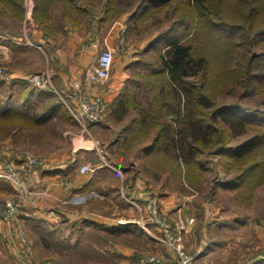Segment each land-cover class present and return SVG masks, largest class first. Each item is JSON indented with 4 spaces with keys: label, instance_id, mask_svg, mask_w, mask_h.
Returning a JSON list of instances; mask_svg holds the SVG:
<instances>
[{
    "label": "rangeland",
    "instance_id": "1",
    "mask_svg": "<svg viewBox=\"0 0 264 264\" xmlns=\"http://www.w3.org/2000/svg\"><path fill=\"white\" fill-rule=\"evenodd\" d=\"M142 1L143 0H121L113 11L120 9L123 12L119 15L114 13L115 15H113L115 17L111 16V27L120 22L118 24L121 26L123 25V29L128 28L126 34H124V36L121 34L118 39L125 50L129 47L133 59H137L135 55L140 54L138 56L139 60L135 61L132 59L133 63H150L152 64L151 66H153L152 69L158 70L156 67L160 64V55L158 51L161 49L165 50L164 45L153 48L151 53H149L146 48H148L151 41L155 40L159 34L168 29L174 21L182 17L184 12L181 11L184 9L187 10L188 8L185 7V3L189 4L195 1L167 0L163 2L161 6L154 5L155 8L144 10L142 12V16H144H141L140 19L137 18L135 22H131L129 26L128 17L133 14V9L130 5H138ZM107 2L111 5L110 0L93 1L92 4H96L95 12L98 17L101 15V9ZM34 7V0H25L24 20L19 21L17 18H13L7 12L3 3L0 2V36L8 39L3 40L4 47L7 50L3 53L12 56L10 53V43L18 44L19 47L28 48L29 52L35 55V58L31 59L29 56V60L20 61L18 64L29 62V65H32L34 62L36 64L34 66L35 69L38 68L37 70H42L43 68L42 72H49L50 70L49 74L52 75L53 81L54 73L51 64L53 65L54 59L50 58L52 60H50V66L49 63L44 65L43 59L45 56L44 54L49 55V57L54 55L56 61L55 54L58 49V35L55 32L58 28L61 29L64 23L61 7L55 4L49 12L46 10L47 13H49L51 21L44 20V25L49 27V25L52 24L51 29L53 31L51 32L54 33L52 36L46 38V41L34 39L36 36L34 35L32 24L37 25L33 18ZM249 8L250 6L248 4L245 9L249 10ZM50 13H55V16L50 17ZM87 25L85 21H82V24L80 23L76 29L80 37L85 40V37H87L89 33L91 37L96 35L94 26L91 25V27L88 28ZM106 29L107 24L104 23L102 36H106ZM204 36L203 33L197 35V33L192 30L185 38L196 46L197 54L198 50L202 53H207L208 51L211 63L213 62V66H215L213 71L211 70L214 81H212L211 85H205V92H209V96L215 100L213 103L216 106L223 104H239L242 107L264 111V85L262 87H257L255 84H250L247 80V74L251 70L248 58L254 50L258 52L260 48L251 46V48L248 49L247 44L244 43V41L248 40L244 39L243 41V39H240V44L235 49L237 53L233 56L232 63L227 66L221 64V61L216 63L214 60L215 58H212L213 56L215 57L213 51L210 49L211 52L209 53V49L206 48L210 45L218 44V40L212 39L211 41H205ZM48 39H50V41ZM208 41L210 45L206 46L205 44L208 43ZM223 43L222 41L221 45ZM114 55V62L117 64V62L120 61L118 59H120L121 54L117 55L114 52ZM7 63L8 67L17 64H13L11 61H7ZM96 63L97 60L93 65ZM5 65L6 64H0V69L4 74V69L6 71L8 70ZM223 66L228 67V70L234 71L231 77L224 79L222 74L225 73ZM42 72H40V74ZM131 73L134 74L135 71ZM150 73V71L146 72V77L144 76L141 78L140 92L137 94V97H140V101L142 102L137 103L139 100L133 98L135 102L131 99L130 103L125 105L124 108L127 107L126 111L130 112L125 120L117 121L114 119L110 115L112 111L110 107L105 113L102 121L111 122L114 130L119 131V129L122 128L121 122H128L134 115H138L148 109H151V111L155 109L154 115H157V110L158 108L159 110L161 109L160 103L162 102L159 100V93L157 92L155 94L152 92L151 94H145V92L150 82L157 79H159L158 82H160L163 80V76H150ZM189 80L200 84L205 81V78L202 72H200L198 75L196 74V76L189 77ZM52 83L56 89L61 92L57 84L54 83V81ZM160 85L161 84H159V86ZM28 88L33 89L32 86ZM8 93L7 87H0V98H6ZM54 96L57 101L59 99L57 94L52 93L50 98L52 99ZM64 98L66 99L65 96ZM153 99L156 102L154 104L155 106L152 108L150 103ZM169 101H171L169 104L171 113H169L168 119L175 125L178 114L175 111V113H172L171 108L175 106L178 107L179 104H177L176 99ZM68 104L71 106L70 103ZM214 108L215 107L212 105L209 111L212 112ZM39 109L40 106H37L34 111L36 112ZM65 109L66 116L71 117L69 109L67 107ZM161 111H163V109L159 112ZM162 116L163 115H161V117L159 116L157 120L159 124H156L157 121L154 124L153 115L148 117V119L142 123L141 129L143 133H140L138 139L142 141V138L145 137V139H147V144H151L160 129V123L165 122ZM13 123L16 122L9 120L3 125L0 123V147L10 148L19 159H22V154L26 152L43 157L42 152L34 149V147L39 148L42 146V140L38 139V136L35 135L22 134L19 136L15 134L13 131L16 130L18 124L14 125ZM180 125L181 124L176 126L178 131L184 127ZM185 129V135L186 132H188L189 137L187 138L194 144L196 155L193 154L194 152L190 148H184L180 142L177 145V151L169 150L166 152L162 149L157 151L156 154L159 156L154 155L155 163H149V159H142L139 163L135 160L128 159V161L126 160V163H124L130 170L135 171L139 168L150 181H153L155 176L158 181L157 176H160L161 179L158 184L162 186V192L168 191L174 195V202L170 206L172 208L170 212L167 210L169 208L161 204L158 192L155 193L149 189L145 190L142 202L136 203L135 206L133 205L135 201L127 199L131 205L136 207V211L138 212L137 216L131 218L137 220L135 222L143 229L152 230V227H157L155 225L146 224L150 216L147 210V204L150 199H154L157 201L158 208L162 214L170 218L173 224L174 235L177 230V223L175 220L178 221L180 219L179 221L185 223L187 226L193 225V231L196 229V232H193L192 238H187L185 242L190 244V248H188V246L186 247L182 240V244L188 252L198 256L202 253L204 247H214L211 256L202 264L264 263V177L250 179L245 185L237 189L225 187L227 181L234 178L235 175L240 174L254 161L261 159L262 155L254 153L239 160L218 155L216 151L218 145L214 143L215 141L210 142V138L208 137L201 138L199 131L194 133L191 131L194 135L193 137L190 130L187 128ZM247 133L248 134L245 135H240L238 133L233 138L230 145H240L247 137L255 134L254 130H249ZM174 134H176L178 138H182L181 133L178 132ZM185 135L183 136L185 137ZM199 139H204V141H197ZM23 166H25V164ZM19 167L23 180L25 168L22 167V165ZM23 183L25 186L24 181ZM3 192L4 193H0V204L20 196V193L15 191L8 182L5 183ZM30 192L31 191L28 193ZM23 202L21 198L20 200L18 199L17 214L12 221V226L18 230L19 236L20 233L23 232L28 242L29 249L28 251H26V249L25 252L18 249L15 250L16 247L14 248L13 243L9 239L11 236L6 235L7 225L4 224L0 216V264H27L28 261L32 264H175V261L169 255L172 251L170 243L163 237L162 231V235L154 234L153 238L149 237L148 239H143L141 237L142 232H140V234H137L138 236L128 240L129 252L127 253V250L122 251L121 249L115 248V242L117 243L118 239L114 237L112 232L106 229V227L91 226L87 225V223L84 225H74L63 219H58L57 222L54 223L44 219L36 220L35 222L30 220L26 221V218L19 214L22 206L25 205Z\"/></svg>",
    "mask_w": 264,
    "mask_h": 264
},
{
    "label": "crops",
    "instance_id": "2",
    "mask_svg": "<svg viewBox=\"0 0 264 264\" xmlns=\"http://www.w3.org/2000/svg\"><path fill=\"white\" fill-rule=\"evenodd\" d=\"M50 16H55V13H50ZM105 23L107 24L106 36H102L103 24L100 34L91 37L89 33L85 40L76 31L80 24L64 20L61 29L58 28L59 30L55 32L58 35L56 61L54 55L49 57L44 54L43 62L44 65L49 63L50 66V60L54 59L53 65L51 64L54 73L53 81L70 103L73 102V86L80 82L82 88L91 95L106 98L109 109L111 107L112 110L110 115L117 121H123L130 113L126 111L127 107L124 108L125 105L133 98L139 100L137 103L142 102L141 98L137 97L140 92L141 78L146 75V72H152L155 69H150L145 63H133V60H139L140 54L135 55L137 59H133L129 47L125 50L121 46L118 38L126 28L123 29V25L118 24L120 22L111 27V18H108ZM32 26L36 36L34 39L46 41L41 28L34 24ZM0 39V64H6L8 69L7 71L4 69L5 74L0 77V87H10L18 81L26 82L31 86L29 80L40 75L43 68L35 69L36 64L33 60L32 65H29V62L18 63L29 60V56L31 59L35 58V55L30 53L28 48L10 43L12 56H9L3 53L7 51L3 44V40L7 38L0 36ZM106 49L117 55L121 54L118 59L120 61L117 64L114 62L111 77L107 81L90 85L85 78L86 70ZM7 61L18 65L8 67ZM134 71L135 75L131 73ZM13 87L17 88V86ZM49 92L52 95L53 92ZM51 95L17 99L19 104L28 101L30 104L37 103L40 106L36 112L29 111V115L35 114L40 122L31 121L30 126H17L13 132L19 136L22 134L38 136V139L42 140V146L34 147V149L42 152L45 159V164L38 167H25L23 159H15L18 166L22 165L25 168L23 172L25 188L20 193L21 201H24L25 205L22 206L21 213L19 212L20 216L32 222L44 219L54 223L58 219H63L74 225L87 223L91 226L106 227L118 239L117 243L115 242V248L127 250V253L129 252L128 240L138 236L140 232L143 239L153 238L154 234L162 235L158 227L146 230L135 222L137 220L131 218L138 215L134 206L142 202L147 189L158 192L161 204L169 208L168 212L171 211L170 206L174 202L172 193L162 192V186L158 184L160 176H157L158 181L156 176L153 181H150L139 168L133 171L124 164L128 159L138 163L142 159H149V163H155L154 155L159 156L156 154L157 151H149L152 143L147 144L145 137L142 141L138 139L140 133H143L142 112L131 117L128 122H121L122 128L119 131L114 130L111 122L104 120L88 123L84 129L71 113V117L66 116V107L61 99L56 101L55 96L50 98ZM55 105L57 107L51 110V106ZM85 164L90 165L94 170L81 173L80 168ZM5 183L0 181V193H4ZM29 191L31 192L28 193ZM127 199L135 201L134 206ZM179 220H175L177 223L175 235H180L185 243L187 238H192L196 229L193 231V225L187 226ZM6 235L11 236L9 239L14 248L16 247L15 250H21L18 230L15 227L6 228ZM185 246L190 248L189 243H185ZM213 249L214 247H204L202 253L195 257L196 264L206 262L213 253ZM169 255L176 264L174 252L171 251Z\"/></svg>",
    "mask_w": 264,
    "mask_h": 264
},
{
    "label": "trees",
    "instance_id": "3",
    "mask_svg": "<svg viewBox=\"0 0 264 264\" xmlns=\"http://www.w3.org/2000/svg\"><path fill=\"white\" fill-rule=\"evenodd\" d=\"M34 1L33 18L46 38L53 35L51 32L53 30L51 29L52 24H50L49 27L44 25V20L51 21L47 11L49 12L55 4L61 7L64 20L74 24H82V21H85V23L88 24V28H90L91 25L94 26L96 34L101 33L103 24L108 18L123 12L120 9L113 11L121 0H110L111 5L107 2L101 9V15L99 17L95 12L96 4H92L95 0ZM165 1L167 0H143L138 5L131 4L130 6L133 9V14L129 16V26L131 22H135L137 18H141L144 10H149L153 8L154 5L161 6ZM194 1L195 2L189 4L185 3V7L189 9L182 10L181 12H184L182 17L174 21L168 29L159 34L147 48L149 53H151L153 48L160 45H164L165 48V50L161 49L158 51L160 55V64L158 66L155 65L158 70L155 69V71L150 73V76H163V80L160 82H158L159 79L153 82L149 81V87L145 92V94H151L152 92L155 94L157 92L159 93V100L162 101L160 107L163 111L159 112L161 109L159 110L158 108L157 115H154L155 109L153 111L148 109L142 112V122L152 115L154 117V124L161 115H163L162 117L165 119V122L160 123V129L153 139L152 146L149 148L151 152L160 151L161 149L166 152L169 150L177 151V145L181 142L184 148H190L193 150V154H195L196 149L194 144L187 138L189 137V133L186 132L185 135V128H187L190 130V133L191 131L193 133L199 131L201 138L208 137L210 138V142L215 141L214 143L218 145V149L216 150L218 155L239 160L254 153H258V155L261 154V159H256L257 161L250 164V166L240 174L235 175L234 178L227 181L226 184L229 185L225 184L226 188L237 189L245 185L250 179L264 177V111L242 107L239 104H223L216 106L213 103L215 100L209 96V92H205V85H211L212 81H214L211 70L213 71L215 66H213V62L211 63L208 51L207 53H202L198 50L197 54L196 46L186 40L185 37L193 30L197 35L203 33L205 35V41H211L212 39L218 40L219 43L212 46L208 41L205 45L210 46L206 48L209 49V53L211 50L213 51L215 57L213 56L212 58H215L214 60L216 63L221 61V64L227 66L232 63L233 56L237 53L235 49L240 44L239 40H248L244 41L248 49L251 48V46H256L260 48V50L258 52L254 50L248 58L251 70L247 74V80L250 84L262 87L264 85V0ZM0 2L3 3L7 12L13 18H17L19 21L24 20L25 0H0ZM248 4L250 6L249 10L245 9ZM127 29L122 33L123 36L128 31ZM222 41L224 43L221 45ZM147 65L152 69V64L147 63ZM223 67L225 72L222 73L224 79L231 77L234 71L228 70L226 66ZM200 72H202L205 78L203 83L197 84L189 80V77L196 76V74L198 75ZM159 84L161 85L159 86ZM13 86H17L18 89ZM13 86L7 87L9 93L4 100L0 98L1 125L9 120L15 121L16 123L13 124H18L20 127L30 126L31 121L35 123L40 122L37 120L35 114L33 116L31 114L29 115V111L33 112L38 104H30L28 101L19 104L17 99H26L40 95L49 97L51 92L34 87L30 89L28 88L29 84L23 81H18V83L15 82ZM174 99H176L177 104H179L178 107L175 106L171 108L172 113L176 112L178 114L175 125L168 119V115L171 113L169 105L171 101L169 100ZM155 102L154 99L151 101L150 104L152 108L155 106ZM212 105L215 108L211 112L209 109ZM51 107L52 110L57 106ZM44 120L46 119L44 118ZM156 124H159V122L157 121ZM179 124L184 127L178 131L176 126H179ZM249 130H254L255 134L247 137L240 145H230L231 141L238 133L240 135H245L248 134L247 132ZM178 132L181 133L182 138H178V136L174 134ZM183 135H185V137ZM192 136L194 137L193 134ZM197 141L203 142L204 139H199Z\"/></svg>",
    "mask_w": 264,
    "mask_h": 264
},
{
    "label": "built area",
    "instance_id": "4",
    "mask_svg": "<svg viewBox=\"0 0 264 264\" xmlns=\"http://www.w3.org/2000/svg\"><path fill=\"white\" fill-rule=\"evenodd\" d=\"M114 58V53L111 50H103L97 59V63L86 70L85 78L87 83L95 85L107 81L112 74ZM2 76H4V72L0 69V77ZM29 82L34 88L43 91H52L57 94L69 109L76 122L84 129H86V124L88 123L102 121L105 113L109 110V102L106 98L91 95L87 90L82 88L80 82L75 83L73 86V102L71 103L53 85L52 77L48 71L32 77ZM17 157L10 148L0 147V181L8 182L15 191L21 193L25 186L21 176V169L15 162ZM22 159L26 167H38L45 164L44 157L34 155L30 152L23 153ZM93 170V167L87 164L80 168L81 173H88ZM18 199L20 200V196L0 204V216L8 229L13 227L12 221L17 214ZM147 210L150 216L146 224L155 225L162 231L163 237L170 243V247L175 254L176 264H196V255L191 254L185 249L180 235L176 236L173 234V224L169 217L162 214L156 200L150 199L147 204ZM20 239L21 251L25 252L26 249L28 251L29 245L23 232L20 233ZM27 264L32 263L28 261Z\"/></svg>",
    "mask_w": 264,
    "mask_h": 264
}]
</instances>
